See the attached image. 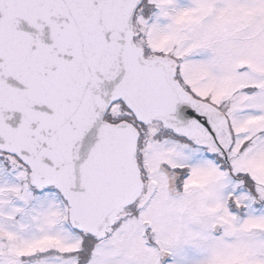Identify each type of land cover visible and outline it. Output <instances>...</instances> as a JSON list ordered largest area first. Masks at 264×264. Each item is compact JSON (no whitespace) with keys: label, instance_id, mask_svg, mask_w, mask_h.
I'll use <instances>...</instances> for the list:
<instances>
[{"label":"snow or ice","instance_id":"6c2138e0","mask_svg":"<svg viewBox=\"0 0 264 264\" xmlns=\"http://www.w3.org/2000/svg\"><path fill=\"white\" fill-rule=\"evenodd\" d=\"M0 264H264V0H0Z\"/></svg>","mask_w":264,"mask_h":264}]
</instances>
